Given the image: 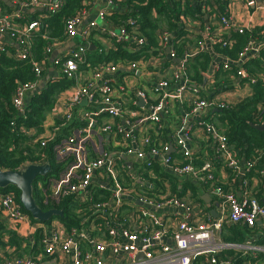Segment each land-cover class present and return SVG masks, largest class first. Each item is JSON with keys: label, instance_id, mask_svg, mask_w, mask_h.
I'll return each instance as SVG.
<instances>
[{"label": "built area", "instance_id": "1", "mask_svg": "<svg viewBox=\"0 0 264 264\" xmlns=\"http://www.w3.org/2000/svg\"><path fill=\"white\" fill-rule=\"evenodd\" d=\"M182 1L193 2V0ZM196 1L199 4V11L196 13L198 19H188L183 22L177 20L176 23L180 25V29L175 36L168 26H159L155 32L159 39L157 53L128 62L130 69L136 70L141 63L156 64V61L166 53L174 63L171 81L177 84L176 89L164 90L159 101L152 107L151 113L142 118V120L157 122V126L160 125V113L166 109V101L179 99L185 89L195 96L194 110L210 111L212 107L223 108L227 102L231 101L201 98L197 85L187 83L188 64L200 53L208 52V46L224 57V62L220 66L215 65L212 72L215 69L231 71L234 88L253 85L260 80L264 82V0ZM236 1L241 3L239 7L244 12L252 9L250 19L255 13L258 15L255 23H247L245 18L238 21L231 20L236 7L233 2ZM63 2L64 0H23L18 2V6L52 13L59 9ZM120 6L119 3L106 0V6L98 12V21H92L84 27L81 26V22L89 10L82 9L76 15L67 18L63 38H55L49 42L45 57L41 61H36L31 56L29 41L30 35L38 29L39 21H31L26 28H22L16 23V19L21 17L18 7L19 10L9 13L2 12L0 9V35L11 39L13 44L16 43L19 49L11 55L19 60L27 61L34 73L33 81L18 84L12 92L11 101L20 116H24L29 96L43 78L44 66L54 43L75 42L67 55L55 61L59 74L71 80L76 78L81 68L95 69L93 76L87 82L77 86L63 105V121L66 122L74 120L71 111L84 99L95 109L88 113L86 126L78 129L80 135L63 138L53 147L54 159L61 169L56 175H47L35 182L36 189L42 195L43 203L59 204L75 194L81 202H92L98 190H106L109 193L105 200L93 203L90 215L82 214L85 222L102 216L105 219L103 232H98L95 226L89 228L85 225L74 226L67 230L59 218L51 219L47 223H38L23 211L13 192L0 193V220L3 224L7 223L20 237L23 236L20 232L23 225L30 229L31 235L37 232L41 235L39 239L41 249L35 256H13L8 259L6 256L0 260V264H195L196 259H200L202 264H231V255L221 256L227 249L238 250L243 254L264 252V244H254L252 239L246 240L243 244L224 243L221 240L220 232L224 223L244 224L253 228L259 222L261 228L259 235H264V202L261 203L255 196L254 186L245 178L242 179L239 195L236 191L226 190L223 185L217 184L213 178L214 164L211 161H206L200 167L185 163L186 160L190 161V153L184 147V140L188 138L187 133H183L182 138L176 141L182 149V160L174 159L169 154L168 144L159 147L149 138H145L143 144L150 154H160L163 162L174 175H189L202 183L206 192L213 196L210 208L204 207L189 192L180 197L165 192L155 198H148L142 188L138 187L132 175L126 171L121 155L111 156L106 151L92 155L89 152L87 139L90 127L95 122L94 117L104 113L113 118H120L123 113L121 103L110 96L112 79H108L109 82L103 83L99 88H93L94 80L99 72L103 70L114 72L116 65L104 63L93 66L90 63L87 50L91 44V35L102 32L104 37L116 42L126 41L127 49L130 51H139L147 43L139 25L134 20H127L130 31L123 26L114 27L106 20L107 11ZM100 22H105L111 29L103 31L100 29ZM80 27L83 30H80ZM257 27L262 30L255 33ZM182 30L186 31L188 38L181 52L178 53L177 48L180 47V42L173 43V39L177 34L180 35ZM233 32L239 34L247 32L249 35L235 58L220 53L215 48L216 46L221 49L230 47L234 40ZM192 38L196 40L194 47L190 46ZM0 51L8 52L6 45L0 43ZM257 63L260 69L251 72V66H256ZM201 74L208 78L211 73L201 72ZM157 84L161 88H167L168 78H160ZM138 96L144 97V93L140 91ZM257 120L259 124L264 122V115L259 116ZM198 125L204 128L205 133L213 135L216 144L215 158L222 166H226L241 177L251 171L256 160L264 156L260 152L255 160L244 162L231 151L224 135L217 132L212 123L200 120ZM108 128L109 126L103 127V130ZM20 131L33 136V129L21 128ZM123 134L125 137L130 136L128 133ZM46 141L39 140L41 144ZM125 152L140 158L144 156L143 151L135 150L130 146ZM256 173L264 175V169L256 170ZM123 205L128 209L123 210ZM150 207L161 211L173 210L172 214L165 219L162 218V214L151 211ZM210 209L215 210L217 217L210 214ZM75 211L80 212V210ZM177 211H181L182 215H179ZM25 237L24 239H28V236ZM166 239H170L172 243L167 244ZM33 240L30 241L31 248L36 243L34 238ZM4 241L8 246L7 238ZM8 248L11 249L9 246ZM260 264H264V258Z\"/></svg>", "mask_w": 264, "mask_h": 264}, {"label": "trees", "instance_id": "2", "mask_svg": "<svg viewBox=\"0 0 264 264\" xmlns=\"http://www.w3.org/2000/svg\"><path fill=\"white\" fill-rule=\"evenodd\" d=\"M114 3H119L123 9L118 11L111 8L106 13V20L112 23L114 27L123 26L128 31H130V25L127 23L128 19L134 20L140 27V30L147 40V43L135 53H129L125 50L127 45L126 41H115V48L108 49L107 51L102 50V47L97 41H95L93 34L90 37L91 44L95 46L93 49L87 50V58L90 63L94 66H98L108 62H115L118 59H138L141 57H148L149 55H155L157 53V48L159 47V39L156 37V30L161 23L169 27V29H175L177 27L176 21H186L195 20L197 11H199V4H193L190 1L174 0L170 2L169 0H112ZM94 0H64L62 6L52 13L47 11H36L33 13H23L21 12V17L16 19V23L22 27L26 28L27 25L34 20H38L40 25L38 29L30 35V54L36 61H41L46 54V48L52 39L63 38L64 25L67 18L76 15L80 10H92L94 6ZM262 29H255V33L260 32ZM183 31V32H182ZM180 31V35L177 34L175 41L180 42V47L177 48V52L180 53L182 47L187 40L186 31ZM234 40L230 47L224 49L216 46V50L220 53L235 58L237 53L245 45L248 39V33H237L233 32ZM108 38V37H104ZM7 51H0V168L3 170H17L22 168L24 165L30 163H44L48 162L51 166V172L48 176H54L61 169V166L55 161L53 147L61 139L64 138L63 131L69 130L74 126H77L76 121H71L67 127L62 129L61 132L54 131L55 137L52 140H47L44 144L40 142L33 143L32 136L28 133L20 131L21 128L33 129L35 131H40L42 123L47 115L53 108L55 102V96L69 87L72 84L70 79L59 74V76L54 78H49L45 81V84L34 94H32L26 104V112L24 116L17 114L15 107L12 104L11 96L15 87L23 82L33 81L34 73L27 61L19 60L12 56L10 51L11 47L6 46ZM264 55V50H263ZM211 56L207 52L200 53L196 56L187 66L189 71H193V78L201 81L204 72L210 64ZM186 69V75L188 76ZM251 72H255L260 67L258 63L256 66H251ZM225 73L232 77L231 71H225ZM44 77V76H43ZM215 76V89L218 88L223 91L227 88L226 84L221 85L217 81ZM244 87H249L251 89L250 94L242 100H234L226 103L223 108H218L216 111H211L213 117L216 119V123H212L217 130V132L224 135L226 142L229 144L231 151L237 154L240 160L253 161L262 152L264 154V131L256 129L253 124H259L257 120L259 116L264 115V82L260 80L253 85H246ZM215 146L208 156V161L213 164L218 162L215 158ZM206 162V159H202L201 156L197 155L193 157L190 161H185V163H191L195 167H200ZM220 165L221 163L218 162ZM222 166V165H221ZM223 169L227 171V179L223 181L218 178L214 170L213 178L217 184L223 185L226 190L236 191V189L242 185V179H247L251 181L252 178H259L261 184L264 185V175L256 173V170L264 169V156L262 159L256 160L253 168L244 177L239 176L236 172L222 166ZM158 171V168H156ZM164 180L170 181V184L160 181L157 179L149 178L152 184V189H144L142 187L143 193L148 198H155L157 195L164 194L166 192V187H168V192L171 195L177 197L184 196L187 190L191 191V195L198 202L203 203V200L198 194L196 186L188 181H183L181 188L174 183L178 180L172 175L162 171L157 173ZM123 175V174H122ZM157 175V176H158ZM39 177L38 179H42ZM153 181V182H152ZM240 181V182H239ZM13 192L16 196L17 202L20 204L18 194L19 191L13 186H7L5 188H0V193ZM255 191V196L260 200L261 203L264 202V190ZM108 191L98 190L93 197L92 202H81L79 201L78 195H71L67 199L62 200L59 204L46 205L42 201V195L38 189H36L35 182L33 184V196L36 203L43 209L47 210L49 208H58L63 210V216H54L52 219L59 218V220L64 224L65 228L69 230L72 227L95 226L98 232L104 231V221L102 216H97L91 220L85 222L82 214L90 215L93 203L105 200L108 197ZM104 197V198H100ZM100 198V199H99ZM21 205V204H20ZM22 207V205H21ZM23 209V208H22ZM122 209H128L125 205ZM75 210H80L77 212ZM24 211V209H23ZM26 212V211H24ZM28 214V213H27ZM29 215V214H28ZM125 215V214H124ZM31 217V216H30ZM31 219L35 221L32 217ZM4 224L0 220V245H5L4 239L15 244H19V240L15 231V235L10 236V232L4 231ZM257 225L250 228L244 224H227L224 223L220 238L224 243L232 244H243L246 240L252 239V243L263 245L264 235H259L256 233L258 230ZM13 234V233H12ZM41 235L39 232L34 234L35 244L33 248V256L36 255L41 249L39 245V239ZM29 241V240H25ZM24 254L19 253L17 257H22ZM231 255V264H260L264 258V252H254L243 254L238 250H225L221 256ZM195 264H202L200 259L195 260Z\"/></svg>", "mask_w": 264, "mask_h": 264}, {"label": "crops", "instance_id": "3", "mask_svg": "<svg viewBox=\"0 0 264 264\" xmlns=\"http://www.w3.org/2000/svg\"><path fill=\"white\" fill-rule=\"evenodd\" d=\"M21 1L23 0H0V9L2 12L6 13L15 12L19 9L20 13L23 12L28 14L39 11L35 9L32 11V8H19L18 2ZM94 2L95 3L92 10H89V13L81 22V26L83 27L92 21L97 22L98 12L101 10V8L106 6V0H94ZM193 4L196 5L197 1L193 0ZM240 4L241 3L239 1H236L235 3L233 2V5L236 7L234 10V15L231 16V20L238 21L241 18H245L244 20H246L247 23H255L258 15L255 13L250 19L249 15L252 13V9L244 12L239 7ZM17 7L19 9H17ZM22 9H26V11H23ZM114 9L121 11L123 8L120 6V8L114 7ZM161 24L163 25V23ZM176 24L177 27L175 29H170L172 30L174 36L180 29V25L178 23ZM99 26L103 31H108L111 29V27L105 22H100ZM80 28V30H83L82 27ZM93 37L95 41L101 45L102 50L107 51L108 49L115 48V41L111 38H104L102 32H95ZM71 42L53 44L48 61L44 66V77L42 80L46 78V81L49 78L59 76V69L55 65V61L67 55L68 50L72 48L70 47ZM195 42V38H192L190 41V46L194 47ZM0 43L9 47L11 46L10 51L13 52L18 51L19 49L16 43L13 44V41L4 35H0ZM127 47L128 45L125 46V50H127V52L131 54L137 52L134 50L130 51L127 49ZM207 50V53L211 56V60L209 67L204 72L211 74H207L208 78L203 83V76L201 81H198L193 78V71H189V69H187L188 76L186 75L187 79L185 78L187 83L197 85L199 88L198 94L201 98L218 101H234L242 100L248 96L251 89L249 87L234 88L232 77H229L225 73V70L215 69L212 72V68L215 65L220 66L222 62H224V57L218 53H215V49L211 46H208ZM136 60L138 59H135L134 61ZM129 61H132V59L123 58L118 59L115 62H108L114 63L116 65L115 71L110 72L103 70L99 72V75L94 80L93 88H99L103 83L109 82L108 79H112L110 96L112 99L121 103L123 113L122 117L120 118H113L104 113H100L94 117L95 122L90 127L89 137L87 139V147L89 152H91L92 155H96L101 151H106L111 156L121 155L126 171L132 175L134 181L139 185L138 187H143L144 189H147L148 187L152 189L153 187L149 178L162 181L165 178H162L157 173L164 171L178 180L177 182L174 181L178 188L182 187L183 181H188L196 186L198 194L209 195L202 183H200L195 178L190 177L189 175H174L169 170L168 166L163 162L160 154L152 155L148 152L147 147L143 144V140L145 138H149L152 141H155L159 147L161 145L168 144L170 147L169 154L174 159L182 160V149L176 144V141L177 139L182 138L183 133H187L188 138L184 140V147L190 153L189 158L192 160L193 157L199 155L202 157V159L204 158L206 161H208V156L211 155V152L214 149L213 145L215 144V140L213 135H208L205 133L204 128L199 126L198 122L200 120H205L210 123H216V119L213 117L211 111H216L218 108L212 107L210 111H198L197 109L194 110L193 101L195 100V96L189 90L185 89L179 99H168L166 101V109L159 115L160 125L157 126V122L152 120H142L143 117L151 113L152 107L159 101L164 90L173 91L176 89L177 84L171 81V71L174 68L172 66L174 63L171 62L166 53H164L163 56L159 58L158 61H156V64L152 65L150 63H141L136 70L130 69L128 64ZM94 71L95 69L93 68H81L79 73L76 75V78L71 79L72 84L55 96L53 108L49 113H47L42 123L41 130L32 131L33 143L39 142L40 139L52 140L55 137L54 131L59 130V132H61L62 129L68 126L70 122L63 121V105L67 98L72 95L77 86L87 82L93 76ZM217 75V81L221 85H227V88H225L223 91H220L219 88L216 90V86L213 84L215 81V76L217 77ZM160 78H168L167 88H161L158 86L157 82L160 80ZM140 91L144 93V97L138 96V92ZM35 92L37 91H33L30 96ZM94 109V107L90 106L86 102H81L79 105L74 107L71 111V115L74 119L73 121L77 122V126H74L73 128H70L66 131L64 130V133L68 131L66 135H64V138L80 135L78 129L86 126L87 115ZM108 126L109 128L107 130H103V127ZM119 129L121 131H119ZM123 133H128L130 136L125 137ZM128 146L135 150L143 151V158L137 157L135 154H127L125 151ZM218 162H215L214 164V172L218 178L225 181L227 179V171L223 169V167ZM147 163H150V165H147ZM156 168H158V171H156ZM123 179L127 180L126 177H123ZM164 182L170 184V181L164 180L163 183ZM251 183L256 191L260 190V188H263L264 190V185L261 184V180L259 178H252ZM168 187H166V192H168ZM239 191L240 186L236 189L237 195H239ZM187 192L191 193L189 190H187ZM209 196L210 200L208 204L203 202V205L201 203L206 208H210V205L212 206L213 203V196ZM172 210L173 209H166L156 213L162 214V218L167 219L172 214ZM177 213L182 215L181 211H177ZM4 225L6 226L4 227L5 232L9 231L10 236L15 235V233L12 232L14 230L11 229L7 223ZM257 226L259 227L256 233L260 234L259 232L261 228L259 222L257 223ZM59 230H61L60 227ZM20 232L23 234V238L20 237V235H16L18 238L23 239L22 241L19 240V244H13L9 241L8 246L11 247V249L8 248L7 243L5 245H0V260H3L6 258V256L7 259L13 256L16 257L19 255V253H23L24 255L27 254L29 256L34 254L33 249H30V241L31 239L34 241V235H31L32 232H30V229L24 225L22 226ZM25 236H28V239H24L26 238ZM165 242L167 244L172 243L170 239H166Z\"/></svg>", "mask_w": 264, "mask_h": 264}, {"label": "water", "instance_id": "4", "mask_svg": "<svg viewBox=\"0 0 264 264\" xmlns=\"http://www.w3.org/2000/svg\"><path fill=\"white\" fill-rule=\"evenodd\" d=\"M103 1V0H100ZM103 3V2H101ZM26 11V9H22ZM34 11V9H31ZM75 42L70 43V47H73ZM90 49L94 48L93 44H90ZM68 49V48H67ZM177 61V60H176ZM178 62V61H177ZM45 79L38 83V86L34 91H38L44 84ZM207 80V77L204 76L203 83ZM202 87V85H201ZM82 102H86L84 99ZM253 127L264 131V122L260 124H253ZM51 172V166L48 162L44 163H30L24 165L22 168L17 170H3L0 168V188H5L7 186H13L18 191V198L22 208L26 213H28L36 222L38 223H47L49 222L54 216L62 217L63 210L58 208H49L47 210H43L35 201L33 196V184L37 181V178L45 177ZM200 198L208 204L210 200V196L207 194H203ZM140 205V203L137 202ZM209 207V205H208ZM151 211L159 212L161 210H157L155 208L150 207ZM210 214L213 217H217V213L214 209L209 210Z\"/></svg>", "mask_w": 264, "mask_h": 264}, {"label": "rangeland", "instance_id": "5", "mask_svg": "<svg viewBox=\"0 0 264 264\" xmlns=\"http://www.w3.org/2000/svg\"><path fill=\"white\" fill-rule=\"evenodd\" d=\"M27 256H29V255H27V254L23 255V257H27Z\"/></svg>", "mask_w": 264, "mask_h": 264}]
</instances>
